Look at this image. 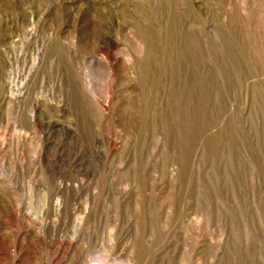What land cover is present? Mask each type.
<instances>
[{
    "label": "rangeland",
    "instance_id": "374dc122",
    "mask_svg": "<svg viewBox=\"0 0 264 264\" xmlns=\"http://www.w3.org/2000/svg\"><path fill=\"white\" fill-rule=\"evenodd\" d=\"M0 264H264V0H0Z\"/></svg>",
    "mask_w": 264,
    "mask_h": 264
},
{
    "label": "bare ground",
    "instance_id": "6f19581e",
    "mask_svg": "<svg viewBox=\"0 0 264 264\" xmlns=\"http://www.w3.org/2000/svg\"><path fill=\"white\" fill-rule=\"evenodd\" d=\"M150 22L151 23L144 22L138 26L139 36L143 38L144 42L147 45L145 57L140 63V71L143 73V75L149 73L153 64L158 68L163 67L165 64V62L163 61L165 55L162 53V42L160 37L159 25L157 21ZM72 70H74V68ZM73 80H75L76 82L79 81L78 74H73ZM13 82H15L14 79L10 81L11 86ZM138 178L142 179L141 176H139Z\"/></svg>",
    "mask_w": 264,
    "mask_h": 264
}]
</instances>
